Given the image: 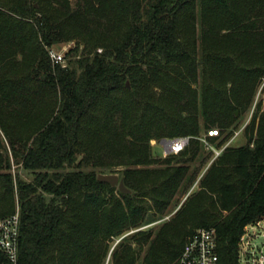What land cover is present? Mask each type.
<instances>
[{"label":"trees","instance_id":"16d2710c","mask_svg":"<svg viewBox=\"0 0 264 264\" xmlns=\"http://www.w3.org/2000/svg\"><path fill=\"white\" fill-rule=\"evenodd\" d=\"M263 81L264 0H0V219L16 201L18 264H173L198 228L236 264L243 228L264 217V98L246 144L199 179L190 166L213 156L202 129L223 147ZM181 136L184 151L153 156L152 141Z\"/></svg>","mask_w":264,"mask_h":264},{"label":"built area","instance_id":"2783aa9c","mask_svg":"<svg viewBox=\"0 0 264 264\" xmlns=\"http://www.w3.org/2000/svg\"><path fill=\"white\" fill-rule=\"evenodd\" d=\"M53 64L64 65V52H56L54 48L49 50ZM242 131L235 132L229 141L220 149L209 147L206 139L218 137L219 131H207L205 136L199 139L205 149L212 151L214 159L238 136ZM162 144L163 157L177 156L190 144L189 137L166 139ZM20 212L18 208L15 214L0 219V252L5 255L8 264H18ZM216 238L214 229L198 228L185 243L180 257L173 264H220L219 255L216 252ZM236 264H264V217L258 221L249 223L243 228L237 244Z\"/></svg>","mask_w":264,"mask_h":264},{"label":"rangeland","instance_id":"374dc122","mask_svg":"<svg viewBox=\"0 0 264 264\" xmlns=\"http://www.w3.org/2000/svg\"><path fill=\"white\" fill-rule=\"evenodd\" d=\"M55 49L56 52H59L61 53L62 51L64 52V55L66 52H68L70 49H73L74 48V42H67V43H62L56 47H53ZM100 51V50H99ZM66 60L64 61V64H65ZM257 93L255 95V98H254V101L251 105V108L242 115V117L239 119V121H237V129L236 130H240L242 131L238 136H236L234 138V141L232 142V146L233 147H241L243 146L244 144H246V141L245 140V135H244V127L247 125V123L249 122L252 114L255 112V105L258 104V102H260L263 98H264V81L261 85H259L257 87ZM262 107V110L264 109L263 105L261 106ZM237 131V132H238ZM207 131H205L204 129H202L201 133H200V138H202L203 136H205ZM206 141L208 142L209 144V147H213L215 150H220L218 148H216V143H212L211 141H209L208 139H206ZM202 143V142H201ZM203 144V143H202ZM152 145V153H153V156L156 157V158H165L163 157V151H164V148H163V145L160 144V142H155V141H152L151 143ZM204 146V145H203ZM205 147V146H204ZM204 147H202V151H201V157L204 159H207L210 157L209 153L210 151L206 150ZM212 152V151H211ZM199 158L196 159L195 163H193L191 166H190V171H195L196 169L199 170V176H198V179L204 174V172L206 171V169L210 166L211 162L213 161L214 157L211 156L210 159H208L207 163L205 164H202L200 160H198ZM13 163V162H12ZM12 174H15L16 172H18V176L19 178H21L23 181L29 183V182H32L33 181V178L31 177L30 174L26 173L25 171L23 170H18L16 169V166L14 165L13 163V166H12ZM119 175V174H118ZM198 179L195 181L194 185L190 188V191L188 194L186 195H182V194H179L176 199H175V202L173 204L176 205L177 204V208H175V210H173V207L172 205L170 206L169 210H168V213L162 218V220L158 221V222H155L154 224H151L150 226L152 227H156V225L160 224L161 222H164V221H167L169 220V218L171 216H173V214L180 209V205L184 202V200L192 193L195 191V189H197V181ZM17 202L15 201V207H14V211L16 212V209H17ZM172 209V210H171ZM171 211V212H170ZM148 228V227H145V229ZM118 241H116L117 243ZM115 243V245H116Z\"/></svg>","mask_w":264,"mask_h":264},{"label":"water","instance_id":"95a60500","mask_svg":"<svg viewBox=\"0 0 264 264\" xmlns=\"http://www.w3.org/2000/svg\"><path fill=\"white\" fill-rule=\"evenodd\" d=\"M128 87V83H127ZM167 140L162 139L160 141V144H164ZM97 180L103 183L108 184L110 187L114 188L117 187L118 191L121 192L122 194H131L130 191H128L123 183V180L120 179V177L117 174L114 175H105V174H98Z\"/></svg>","mask_w":264,"mask_h":264}]
</instances>
